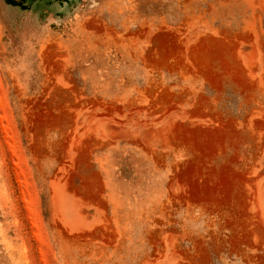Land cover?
Returning a JSON list of instances; mask_svg holds the SVG:
<instances>
[{
  "label": "rangeland",
  "instance_id": "obj_1",
  "mask_svg": "<svg viewBox=\"0 0 264 264\" xmlns=\"http://www.w3.org/2000/svg\"><path fill=\"white\" fill-rule=\"evenodd\" d=\"M0 264H264V0H0Z\"/></svg>",
  "mask_w": 264,
  "mask_h": 264
}]
</instances>
